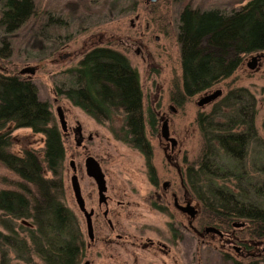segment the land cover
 <instances>
[{
    "label": "trees",
    "instance_id": "obj_1",
    "mask_svg": "<svg viewBox=\"0 0 264 264\" xmlns=\"http://www.w3.org/2000/svg\"><path fill=\"white\" fill-rule=\"evenodd\" d=\"M79 4L76 0L64 3L60 12L67 10L65 17H56L51 10L42 13L44 18L28 34V42L32 39V46L42 49L45 31L69 25L75 14L81 19L79 11H92L87 0H82L83 8ZM107 6L111 4L104 0L102 9ZM36 16H40L36 0H0V59L12 56L15 34H22ZM178 42L182 86L176 101L181 104L231 77L244 56L264 52V0H249L230 12L186 6L178 17ZM74 73L72 79L66 76L58 93L98 121L111 118V105L119 106L123 126L115 135L130 145L144 144L147 137L139 75L126 55L109 47L96 48L85 55ZM67 84L73 89H67ZM219 102L210 113L198 115L204 146L197 168L186 171L187 183L210 218L219 219V223L242 220L249 236L261 239L264 140L255 128L256 102L245 88L228 91ZM149 118V126L155 130L156 120L153 115ZM9 125L43 136V148L14 153L11 133L3 132ZM252 145L261 161L253 164L257 182L246 167ZM146 154L150 162L151 155ZM64 161L62 132L49 104L40 99L37 86L21 73L0 71V164L19 179L10 182L2 178L12 188L0 190V264H11L10 253L25 264H39L34 258L42 264H80L85 240L77 217L64 203ZM148 169L154 176L151 164Z\"/></svg>",
    "mask_w": 264,
    "mask_h": 264
},
{
    "label": "rangeland",
    "instance_id": "obj_2",
    "mask_svg": "<svg viewBox=\"0 0 264 264\" xmlns=\"http://www.w3.org/2000/svg\"><path fill=\"white\" fill-rule=\"evenodd\" d=\"M68 1L36 0L40 16L31 20L22 34H15L13 54L8 59H0V71L20 74L24 68H35L33 75L23 76L37 86L40 99L49 104L54 121L62 132L65 147L62 171L64 203L77 217L85 240L80 264H232L230 261L264 264V258L258 260L256 257L242 256L233 249H222L217 239L207 236L198 238L192 230V222L182 218L174 209L171 197V193H176L179 198L190 199L195 204L199 214L194 226L200 223L201 231L210 223H219V219L210 218L203 211L201 203L188 186L186 171L189 167L197 168L202 157L204 138L197 123L198 115L210 113L228 91L245 88L253 95L256 102L255 128L258 137L264 140V52L244 56L235 73L211 89L181 104L176 101L182 86L178 42L180 11L191 6L200 10L217 8L230 12L249 0H158L155 3L147 0H107L111 4L107 6L108 9H102L104 0H87L91 12L79 11L77 13H82L83 18V15L81 19L77 18L79 15L75 14L72 19L68 18L69 25L48 29L43 36L46 40L42 49L34 48L35 44L32 46V39L29 43L27 36L43 20L42 13L51 10L56 17L61 14L65 17L68 11L60 12V9ZM76 3H81L79 7L83 8L86 1L82 4V0H76ZM102 45L112 46L126 55L139 75L145 133L153 149L152 162L157 176L155 186L150 182L142 155L114 133L123 126L122 114L113 113L111 122L99 124L84 112L73 108L66 98L56 97L54 93L55 87H60L66 81L64 73L77 65L85 52ZM253 57L257 58V63L254 69H250L248 63ZM217 90H221L222 95L215 102L198 106L201 98ZM59 108L64 110L67 129L81 128V139L62 131ZM228 111L225 110L226 113ZM149 115H153L156 120L155 130L148 124ZM164 121L168 122L171 137L178 142L177 150L169 157H165L166 145L160 141L164 140L161 136ZM6 131L11 133L14 153L24 149L40 151L43 148V136L33 133L31 129H14L13 125H9L3 130ZM77 140L82 141L80 146ZM258 153L252 145L246 158V167L254 182H257L258 174L253 170V164L256 162L257 166L261 163ZM86 154L101 163L107 195L114 208L116 232L121 235L120 239L109 235L106 221L102 219V209H98L96 186L83 170L79 175L82 194L87 206L95 208L97 212V239L90 246L85 219L71 189L73 172L70 167L72 159L83 167ZM2 178L10 182L19 180L0 164V190L11 189V183H3ZM165 182H169L167 194L162 187ZM229 186H233V181H230ZM158 204L164 209L154 208ZM229 232L238 240L253 244L254 248L264 247V238L250 237L246 226L230 228ZM9 257L11 264H25L16 259L13 253ZM34 260L42 264L39 259Z\"/></svg>",
    "mask_w": 264,
    "mask_h": 264
},
{
    "label": "flooded vegetation",
    "instance_id": "obj_3",
    "mask_svg": "<svg viewBox=\"0 0 264 264\" xmlns=\"http://www.w3.org/2000/svg\"><path fill=\"white\" fill-rule=\"evenodd\" d=\"M103 47H109V48H112V49H115L114 47L112 46H109V45H102V46H97V47H94L92 49H90L89 51L85 52V54L81 57V59L79 60V62L77 63V65H75L74 67H71L69 68L64 74L67 76V78H70L72 79V77L75 75L74 71L75 70H79L80 68V64L85 60V55L88 54L90 51L96 49V48H103ZM117 50V49H115ZM118 52H120L119 50H117ZM63 57V56H62ZM61 58V57H60ZM67 89H73L71 84H67L66 85ZM58 89H60V87H55L54 89V93L56 95V97H64L66 98V100L70 103V105L73 107V108H77L79 109L80 111L84 112L85 114H87L89 117H91L94 121H96L97 123L99 124H104V123H109L111 122L112 120V116L111 118H103L101 119L100 121H98L97 119H95L93 116L89 115L85 110H83L81 107H79L78 105L75 104V102L71 101L70 99H68L64 94L60 95L58 93ZM222 95V94H221ZM220 95V96H221ZM219 98V97H218ZM217 98V99H218ZM217 99H215L214 101L210 102V103H213L215 102ZM57 100V99H55ZM142 102V100H141ZM209 103V104H210ZM142 108H143V104H142ZM61 111L62 113H64V110L62 108H59L58 111ZM111 110L113 113H119L121 114L123 111H122V108H120L119 106H115V105H111ZM150 119V118H149ZM65 120H66V117H65ZM144 122H145V118H144ZM67 123V121H66ZM149 124V122H148ZM66 134H74L75 136H78V138H82V135H81V128L79 126L76 127L75 130H69V127L68 129H66ZM170 132V131H169ZM170 137L172 136L171 133L169 135ZM161 142L163 141V143L166 145L165 147V152H164V155L165 157H169V156H173L175 151L177 150L178 148V142L175 143V145H173L171 142H169L168 140H160ZM144 144H141V146L137 145L136 143H134L133 148L135 150H137L143 157V159L145 160V165L148 169V164H151V168L153 169V175L152 176L149 172V169H148V174H149V179H150V182L152 183L153 186L157 185V176H156V171H155V168L153 166V149L151 147V143L148 141V140H143ZM77 144H79V146L82 144V141L81 140H77ZM162 147V146H161ZM143 148H144V151H143ZM163 149V148H162ZM168 149V150H167ZM145 152V154H144ZM146 152H148L150 155H151V158H150V162H148V159H147V154ZM93 159L94 162L100 167V170L102 171V167H101V163L93 156L91 155H88L86 154L84 156V163H83V167L81 165H78L75 163V160L72 159L70 161V167L72 169V176L73 175H76L77 178H78V181H79V184H80V173L83 172V170L85 171V174L87 175L88 178H90L95 186H96V189H97V195H98V209L101 210L102 209V219H104L106 221V224H107V229L109 230V235L110 236H115L117 237L118 239L121 238V235L118 234L116 232L117 230V225H116V222L114 221L113 219V213H114V208H112V205H111V200L109 198V196L107 195V183H106V178H105V174L104 172L102 171V174L104 175V180H105V185H106V191H105V200L104 201H100V196H99V193H98V185H97V182L95 181V179L91 176L88 175V171H89V168L88 166L91 164L90 163V160ZM163 191L164 193L167 194L168 192V188H169V182H165L163 184ZM80 188H81V193H82V187H81V184H80ZM83 196V194H82ZM161 197V196H160ZM159 197V198H160ZM171 197L173 199V207L174 209L182 216V218H187V221L189 223L192 222L193 224V232L194 234L199 238H204L205 236L207 237H210L212 239H217L220 241V244H221V248L222 249H233L235 250L238 254L242 255V256H252V257H256L258 260H263L264 258V247H259L257 246L256 248H254V245L251 244V243H247V242H243V241H240L236 238V236L232 235L230 232H229V229L230 228H242L246 225V222L242 221V222H237V221H233V222H229V220H222L220 223H218L217 225H208V226H204L203 227V233L205 234H202V231H201V228H200V223L197 224V227L194 226L195 222H197L196 218H197V215L199 214V209H197L195 207V204L192 203V201L190 199H181L179 198V196L176 194V193H171ZM83 199H84V202H85V207L87 209L88 212L92 211V216H91V220H92V226H93V233H94V238L93 240H90V243H89V246L91 244H94L95 240L97 239V236H96V233H95V226H96V216H97V212H96V209L93 208V207H88L87 204H86V200L83 196ZM177 203V205H176ZM166 204V203H165ZM187 204H190L192 207H194V209L196 210V215L194 217H191L188 213H185L184 211H182L180 208H178V206H181V207H185ZM154 208L156 209H164L162 207V205L158 204L157 206H155ZM83 214V213H82ZM84 216V215H83ZM85 219V217H84ZM241 226H237V225H240ZM85 226H86V219H85ZM208 227H213V228H216L220 234L216 233V232H209V233H206L205 232V229L208 228ZM175 230V229H174ZM176 231V230H175ZM86 232H87V228H86ZM228 256V255H226ZM231 260V259H230Z\"/></svg>",
    "mask_w": 264,
    "mask_h": 264
},
{
    "label": "water",
    "instance_id": "obj_4",
    "mask_svg": "<svg viewBox=\"0 0 264 264\" xmlns=\"http://www.w3.org/2000/svg\"><path fill=\"white\" fill-rule=\"evenodd\" d=\"M147 1L149 3H155L158 0H147ZM256 63H257V58L253 57L251 62L248 63V68L254 69L256 66ZM20 73L33 75L35 73V68L27 67V68H24L23 70H21ZM221 94H222V91L217 90V91H215L209 95H206L205 97L200 99V101L198 102V106L202 107L206 104H209L210 102H212L215 99H217L218 97H220ZM58 118L60 121L61 129L63 132H65L67 129V123H66L64 114L60 110L58 111ZM169 135H170V132H169V127H168V122L164 121L162 124V127H161V136L164 140H168L173 145H175V143H176L175 139L170 137ZM90 163L91 164L88 166V168H89L88 175L93 177L95 179V181L97 182L98 193L100 196V201L102 202L105 200V194L104 193L106 191L104 175L102 174L100 167L94 162L93 159L90 160ZM71 189H72V192L74 195L76 205H77L78 209L80 210V212L83 213V215L86 219L87 236L90 240H93L94 233H93V226H92V220H91L92 211L88 212L86 207H85V202H84V199H83V196L81 193L80 184H79V181H78V178L76 175H73L71 177ZM176 205H177V203H176ZM178 208H180L185 213H188L191 217H194L196 215V210L190 204H187L185 207L178 206ZM237 226L239 227V226H241V224L237 225ZM205 232L206 233L216 232V233L220 234V232L216 228H213V227L206 228ZM85 264H89V262H86Z\"/></svg>",
    "mask_w": 264,
    "mask_h": 264
}]
</instances>
